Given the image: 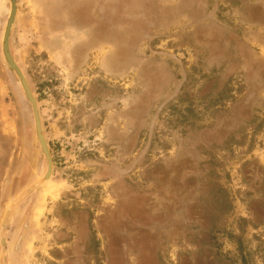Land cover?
Segmentation results:
<instances>
[{"label":"rangeland","instance_id":"obj_1","mask_svg":"<svg viewBox=\"0 0 264 264\" xmlns=\"http://www.w3.org/2000/svg\"><path fill=\"white\" fill-rule=\"evenodd\" d=\"M10 12L0 264H264V0H16L43 183Z\"/></svg>","mask_w":264,"mask_h":264},{"label":"water","instance_id":"obj_2","mask_svg":"<svg viewBox=\"0 0 264 264\" xmlns=\"http://www.w3.org/2000/svg\"><path fill=\"white\" fill-rule=\"evenodd\" d=\"M10 2H11V12H10V16H9L8 22L6 24V28H5V32H4V36H3V54H4V58H5L8 66H9L10 70L15 72V74L17 75V77H18V79L22 85V88L24 90V93L26 95V98L32 106L34 119H35L36 136H37V139H38L40 147H41V153L44 154V156L46 157L47 162H48L47 171H46V174L42 180V183H43V182H46L50 177L51 170H52L51 159H50V155L48 152L47 144H46L44 136H43L42 126H41V121H40V118L38 115V109H37L36 101L32 96V93L28 87V84L26 82V79H25L22 71L20 70V68L18 67V65L16 64V62L14 61V59L10 53L9 36H10L12 24L14 22V18L16 15V0H10ZM8 215H9V211H7L5 216H4V219L2 222V227L5 223Z\"/></svg>","mask_w":264,"mask_h":264},{"label":"bare ground","instance_id":"obj_3","mask_svg":"<svg viewBox=\"0 0 264 264\" xmlns=\"http://www.w3.org/2000/svg\"><path fill=\"white\" fill-rule=\"evenodd\" d=\"M49 184V183H48Z\"/></svg>","mask_w":264,"mask_h":264}]
</instances>
